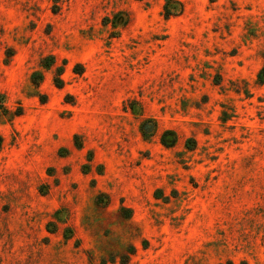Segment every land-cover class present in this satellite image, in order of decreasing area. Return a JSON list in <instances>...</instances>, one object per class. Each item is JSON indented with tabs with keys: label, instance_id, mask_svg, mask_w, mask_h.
Here are the masks:
<instances>
[{
	"label": "rangeland",
	"instance_id": "obj_1",
	"mask_svg": "<svg viewBox=\"0 0 264 264\" xmlns=\"http://www.w3.org/2000/svg\"><path fill=\"white\" fill-rule=\"evenodd\" d=\"M177 1L0 0V264H264V0Z\"/></svg>",
	"mask_w": 264,
	"mask_h": 264
},
{
	"label": "trees",
	"instance_id": "obj_2",
	"mask_svg": "<svg viewBox=\"0 0 264 264\" xmlns=\"http://www.w3.org/2000/svg\"><path fill=\"white\" fill-rule=\"evenodd\" d=\"M54 7L55 11H57L59 0H54ZM182 3L177 0H166L165 3V15L166 17L176 15L182 11ZM55 58L53 56H49L45 59V66L47 68H50L54 65ZM76 70H78L79 73L83 72V67L81 64L76 65ZM64 72L63 67H58L57 72L54 76V83L57 87L62 88L64 86V79L62 78V74ZM44 80V73L40 70L34 71L31 74V82L34 86H39ZM43 100H45V97H43ZM23 113V109L21 106H19L15 111H10L8 106L6 105V99L4 95H0V116H10L15 117L19 116ZM169 136L172 137L169 139ZM163 144L166 146H171L175 142L174 133L172 131H166L162 137ZM3 138L0 135V148L2 147Z\"/></svg>",
	"mask_w": 264,
	"mask_h": 264
}]
</instances>
